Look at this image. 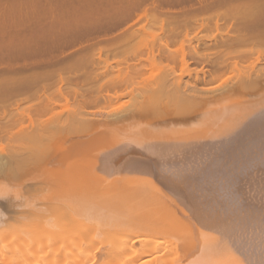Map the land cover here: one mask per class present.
Wrapping results in <instances>:
<instances>
[{
    "label": "bare ground",
    "instance_id": "obj_1",
    "mask_svg": "<svg viewBox=\"0 0 264 264\" xmlns=\"http://www.w3.org/2000/svg\"><path fill=\"white\" fill-rule=\"evenodd\" d=\"M38 1L39 0L35 2L37 6H39ZM122 1L123 0H119L120 3H118L121 4L126 2ZM131 1L130 6H127V3L123 5L125 9H123V12H120L122 10H116L117 13L120 12L121 14H119V16L117 14V18L113 16L115 19H111L109 27L111 26L112 29L115 28L114 30L121 31L122 34L120 33L121 36L119 35L120 37L118 38L124 37L125 39L126 37L127 40L133 39L135 41L140 39L139 37L141 36L143 38L145 34L149 35L150 30H148V32L146 29L152 28L151 24L149 28H146L147 24L151 22L150 19V22H146L147 24L145 27L143 25L140 27L137 26L139 22H137L136 18L140 16L138 11H147L148 5H152L154 9L156 8L155 11H157V8L160 10V7H163L166 0H151V2L145 0L149 3H145L144 0ZM184 1L182 0V2ZM88 2L90 3L89 0ZM108 2L109 1H107V3ZM197 2L199 3V7L196 13H192V17L197 18L203 15L202 18L199 17V19H197L199 21L201 19L203 21L208 20L209 23L215 21L214 19L211 21V16L214 15L210 16V13L214 9H227L228 11L235 12V19H233L234 21H232L231 26H228L230 30H227L226 33L223 32V30H221L222 28H220L222 25H218L220 20H217L216 26H219V29L217 28L218 32L221 30L219 33L222 32L224 34L216 33V36L214 35L212 38L207 36V39H203V36L200 38L198 35H195L196 40L193 39V41L188 38L191 42L188 51L183 47L181 49H174L172 46L173 42H176V40L179 39L178 37L182 34L185 36L189 35V26H182L186 22L188 23V20L184 17V22L185 20L186 22H182L181 25L179 24L180 27L177 25L178 27L175 26L177 28H174V22L181 21V19L174 20L172 23L174 24L173 28H169V30L166 27L164 28L167 30V32L164 30L167 33H165V37L163 35L162 38L160 37L157 40L156 37L160 35L156 36L154 34L156 37L153 41L155 42L156 39V44L153 45L154 43L151 40L153 44L151 43L152 46L150 50L148 47L146 48L147 50H145L147 55H144L145 51L137 53L130 64L132 71L140 73L147 65L145 62H149L151 59L155 61L157 58L160 59L159 61L161 62H163L162 60H167L171 63L174 62L175 64H180L181 62L186 68L182 66L183 69L177 72V70H174L176 66H172V69L170 66V68L168 67L169 71H166L165 67L168 65L165 66L164 64L165 67L162 65L163 68H165L164 70L162 69L165 73L163 72L161 75L159 72L160 76L158 77L160 78H157V76H155L156 74L158 75L157 72L154 75L157 78L156 80L144 81L141 90H139L140 93H138L140 95H136L137 97L142 96V103L134 109H124L127 113L125 111L123 114L122 111L124 110H121L122 114H119L117 110L118 114H114L115 110L113 111L114 113L112 112L111 114L114 115L112 117H110L111 115L108 113V115H104L102 118H97L98 116L96 114L100 111L97 110L96 113L94 110V113L90 111L93 104H103L104 102L107 104L114 99L118 101V98L120 96L122 98L124 95V92L119 94V90L122 91V88L127 90L126 85H129L128 83H130L132 79L130 75L123 78H120V75H118L117 77L107 78V80H105V76L114 74L115 70L120 71L122 69L119 65L116 66L114 64L112 65V63L108 64L109 62H105L106 65L103 64L104 66L94 67L95 69L97 68L96 74H87L84 76L86 79L81 78V80L84 79L86 83V80H90L93 75H95L96 78L101 77L99 80L96 79L97 81H101L98 88L99 90L94 92L89 91L87 94H81L80 96H78V91H73L76 94L75 97H77L74 103L77 107L67 108V114L62 110V107L65 105L64 102L70 101L69 96L72 94L65 92L63 86H60L56 93L50 92L51 90L53 91L54 87L63 83V80H65L64 78H66V76H63L64 78L61 77L63 73H59L61 74L60 76L57 73L59 77L57 80L54 70L53 73L55 74L52 76L56 77V79L53 78L56 80L55 81L52 80L51 71L50 75H48L49 73L46 72L47 69H43V71L45 70V72L42 73V77H45L43 80L42 77L39 76L40 68H36L39 71L37 73V70L34 69L33 66L32 68L29 67L28 64L26 69H23L21 66L19 67L25 71L24 75L34 72L32 71L29 73L28 69H34L36 71L34 72V75L36 74L35 76L33 75L34 77H28L29 75L26 77L24 76L25 78H21V75H18L19 77L15 76L21 72V74H23V71H20V69L17 70V67L16 70L14 68V70H12L11 67L13 66L9 67V69L5 68V71L4 69L3 71L0 70V85L7 81L6 85L8 89L14 88L12 91H17L13 93V96L15 94L14 97L12 93L9 94L8 101L3 97L8 96V94H6L8 93L6 92L7 88L3 95L0 92V96L3 97H0V103L2 99H4V102H11L9 104L5 102L7 107L8 105L12 106V109L2 110L4 112L0 114V136L2 137L1 140L4 136L6 140L4 145L0 144V264H95L101 260H104V264H248V256L246 257V254L254 246L249 239H247L249 244L246 245L245 236L247 235L246 232H249L247 231L250 229L249 226H251L252 230L254 229L252 225H255V223H248L250 224L248 226L249 229L245 230L247 226L244 228L246 224H242V217L244 214L242 209L244 206L248 205L243 204L249 197L246 198L245 193L242 192L245 190H242V185L245 186V183L241 186L239 185L241 187L240 189L238 187L237 176L234 177L233 175V177L229 178L230 174L232 175L231 171L230 174H228L229 169H231V163L227 164L222 161L227 160V158L231 156L230 159L232 158V160L237 161V163L240 162L242 164V162H245L247 165L249 162H254L251 164L252 166L257 159L259 160V157L253 155L252 153L254 152L248 150L251 147V143L249 144V140L247 139L249 138L259 145L264 144V53L260 49H257V46H264V0H197ZM115 3L116 2H114L113 6ZM99 4H101V2ZM108 4L112 6L110 2ZM97 5L98 4H96V6ZM103 5L105 6V4ZM143 5H145L144 8H142ZM125 6L127 7L125 8ZM161 12L164 11L161 10ZM142 15H144V13H142ZM152 15L157 16L158 14ZM226 16H228V19L226 18L225 23L230 24L232 17H229L230 15ZM151 17V20L154 19L153 24L155 19L159 21L161 18L159 16V18L157 17L158 19L153 16ZM223 17L225 16L223 15ZM223 17L221 18L225 19ZM99 20L100 19H98V21ZM68 21L72 20L69 19ZM68 21H65L66 23L63 22V24H67ZM92 21L93 19H91L89 23H92ZM106 21L108 22V20ZM160 21H162V19ZM34 22H31L34 26L30 23L31 27L28 26L29 24L27 23L29 22H27V27L20 29L21 32L19 31V35L17 33L15 35L12 34L15 37L17 36V40H14V38L10 40L11 43L7 42L9 44H6L8 45L7 50L9 53H11L9 51L11 47H15L14 45L16 44V47H20L21 50H27V52H30L28 50H31V52L34 51L33 54H36L35 52L38 51L37 54L39 58V51L45 50L44 48H47L48 45H46V43L50 40V42L53 43V39H55L53 35L60 31L56 32L55 27H57V25L60 26V24L62 25L60 27L64 26L62 22H57L56 19L55 21L49 22H47V20L46 22L44 20H42V22H39V20L36 23ZM72 22H70L71 25H73ZM84 22L86 21H83V24L80 23V26H83ZM75 23L76 22H74V26L76 25ZM199 23L200 22H198V24ZM92 24H94V21ZM77 25L80 27L79 24ZM90 25L91 24H88L89 27H91ZM66 26H64V30ZM88 26H86L85 23L87 32ZM94 26L95 25L92 27ZM155 26L153 28L156 30L157 24ZM60 27H58V29ZM109 27L107 28L111 32ZM209 27L208 25L207 28ZM27 28L30 29V32ZM53 28H55V33L53 32ZM70 29L68 28V30H66L69 31ZM89 29L91 30V28ZM4 30L6 32L7 28H4ZM66 30L63 34L67 32ZM74 30L76 29H73V31ZM82 30L84 29L82 28ZM51 31L54 33L53 35L49 34V32L52 33ZM157 31L159 32L158 29L154 32L156 33ZM158 32L156 34H159ZM45 33H48V36L44 35ZM107 33L108 32H106V34ZM60 34H58V36ZM63 34L61 35L63 36ZM75 34L73 36L74 39ZM106 34L104 33L103 35L106 36ZM6 35L7 33L4 36ZM49 35L53 39H49ZM61 35L58 38L62 37ZM70 35L69 33L67 36ZM109 35L111 36L112 33H109ZM0 36L3 37V35ZM77 36L79 35L76 34V37ZM151 36H153V34H151ZM10 37L13 38L12 36ZM65 37L66 36H63L58 39L56 35V41L54 40L53 47L58 44L61 50V48L65 46L63 43L66 42L67 44L69 42L70 44L71 36L68 39ZM79 37L81 38L82 36L80 35ZM204 37L206 38V36ZM46 38L49 39L48 42ZM89 39H93V37ZM149 39H151V37ZM1 40L5 41L3 39ZM43 43L46 46H43ZM60 43L62 46H59ZM84 43L85 42H83V45ZM90 43L92 42L90 41ZM51 44L49 48L52 46ZM88 45L86 46L88 47ZM0 48L2 49V47ZM64 48L65 47H63V49ZM4 49L2 51H4ZM20 49L17 48L16 50L20 52ZM207 49H215L216 51L208 53L206 52ZM55 50H57V46ZM258 51L259 53H263V55L259 54L257 57H254ZM25 52L26 51H24V53ZM44 53H46V50ZM41 54L43 55L42 52ZM56 54L55 56L58 57V53ZM65 57L64 59L62 58L64 62ZM23 58L25 60L27 59L25 56H23ZM67 58L68 57H66V59ZM86 59L88 60V58ZM1 60H3V57ZM39 60L41 59L39 58ZM69 60H71V58ZM77 61L73 63L79 64L80 61ZM154 61L152 63H154ZM44 62H46V59ZM243 63L245 65H243ZM95 65L97 64L95 63ZM77 71L79 72V70ZM232 71L235 73L232 74L231 78H229L231 76L229 75L228 78L221 81V83L219 82L224 75H228L230 72L232 73ZM78 72L75 73V76H78ZM80 72L79 75L82 74L83 76L85 74L82 71ZM46 74L47 76H44ZM47 77H51V80L49 81ZM31 78L37 79L31 80ZM74 78L77 79L76 77H73V79ZM75 79L73 81H76L75 85L77 86L84 83L79 79H77L79 81ZM10 81L15 82L13 83L14 85H11ZM89 83L88 81L87 84ZM110 85L114 87L117 85V89H119H112V87H109ZM160 95H162V97ZM157 97H161L162 99L164 97V99L161 102H156L158 101ZM12 98H14V100ZM10 99L13 101H10ZM30 100L35 101L33 104L35 113L32 115L30 114L31 116L28 119H26L27 117L22 118L20 115L14 113V109L17 108L15 106L20 105L21 102H31ZM133 102H131L128 107L133 105ZM259 103L262 104L259 105ZM248 104H252L253 108L250 107V110H248V108L246 110L245 105ZM6 105L3 106L5 107ZM74 105L72 107H75ZM153 105H155L154 110L151 108ZM239 107L242 108L241 112L235 113L234 110ZM31 108L30 110L33 112ZM68 109H72L70 113ZM158 111H162L164 114L159 116L162 112ZM153 112L156 113L153 115ZM144 119L149 120L145 122ZM139 120H144L145 123L140 121L142 124H139V126L143 125V127L141 126V129L137 128L139 129V131L137 130L139 133L132 135V127H134V125L136 126ZM163 123H169L171 125L167 127L170 129H168L169 131L167 128L165 129L167 131L164 130L166 124ZM130 125L133 126L131 127ZM162 125L165 127L163 128ZM125 126L131 127L132 130L130 134L132 136L129 137L127 135L128 137H126L122 135L123 138H120L116 130L124 128ZM160 127L162 131L159 130ZM114 130L116 133H114ZM104 133H108L109 135L83 151L82 155H85L84 160L90 161L92 163V168L103 172L102 175H106L104 176L105 178H109L113 172H117V170L118 172H128L132 169L150 172L156 177L160 176V178L151 179V185L158 183L159 187L162 186L160 191H155L152 196H155L159 200L164 210V215L167 216V220L165 218L163 219L165 222L150 217L143 211L138 212L134 210V213L122 209L121 207H110L106 203H104L103 206L99 203L88 201L89 199L76 193L74 187L76 182H71L68 178V176H70V165L73 160H75L76 156L81 153L83 145L88 141H93L99 134ZM254 148H256V146ZM153 154L157 157L156 161L151 160ZM238 154H240V156ZM145 156L149 157L145 158ZM125 157L126 159L123 160L124 163L119 164L123 162L122 159ZM180 161L182 163H180V165L185 164L184 170L187 165H189L188 168L194 166V170L192 168L190 170L195 172L198 168L202 170L203 175L201 176L200 173L197 175L190 172L191 175L188 174L191 179H186L188 178L186 177L183 180V176H181L183 181L178 180L179 176H176L179 171H176L177 173H174L172 177V174L168 175L169 169L167 168L165 170L166 166L170 167L172 164L175 166L171 167H179V169H181L183 166L179 165L178 162ZM153 162H155V164ZM177 163L178 166H176ZM234 166H232V168ZM248 166L249 164L246 167ZM239 167H241L240 164ZM243 168L245 169V167ZM238 170L240 169L238 168ZM171 172L172 170L170 173ZM186 172L187 169L184 174ZM239 172L236 175L241 173ZM235 173L236 172L233 174ZM241 174L243 175L244 173ZM166 175L169 177H166ZM200 176L202 178L204 177L203 181L206 184L212 185L213 188L210 186L211 191L206 188L207 186H204L205 183L202 184V178ZM254 178L255 177H253V182L255 181L256 183L257 176L255 180ZM199 182L209 193L200 191L201 188L200 190L198 189L197 186H200ZM258 183L259 182H257V184ZM244 186L243 188H246ZM203 187L202 189H204ZM260 188V191H264V188ZM252 190L253 189H251V191ZM245 191L247 192V190ZM241 192L244 193V197ZM257 193L259 192L257 191ZM242 198H245L244 201ZM255 198L258 197L255 196ZM90 199L93 200L94 198ZM258 199L254 200L256 201ZM247 202L252 203L251 201H246L245 203ZM247 207H245V209H247ZM249 210L251 212V206ZM253 210L254 209H252V211ZM245 211L247 212L248 210ZM247 213L249 214V212ZM247 213L245 214L248 215ZM254 217L256 218L258 216L255 215L253 218ZM243 219L245 220L244 217ZM247 219L248 221H253L252 218L250 219L248 217ZM257 219H259V217ZM261 224L259 222L258 226ZM162 227L166 229H162ZM254 237H252V239ZM250 244L252 247L248 249L251 246ZM247 246L249 247L247 248ZM256 250V248L255 250L253 249L251 253L254 254ZM252 260H254L255 263L256 260Z\"/></svg>",
    "mask_w": 264,
    "mask_h": 264
},
{
    "label": "rangeland",
    "instance_id": "obj_2",
    "mask_svg": "<svg viewBox=\"0 0 264 264\" xmlns=\"http://www.w3.org/2000/svg\"><path fill=\"white\" fill-rule=\"evenodd\" d=\"M40 1V0H39ZM38 1V5L39 6H37V4L35 3V2H37V0H0V35H3V37H1L0 36V38L1 39H3V40H5V41H2L1 39H0V43H1V45H0V47H2V49L0 48V67L2 68H0V70H2L3 71V69H4V71H5V68H8L9 69V67H11V66H13V67H11V69L12 70H16L17 68V70H19L20 69V67L19 66H21V67H23V69L25 68L26 69V67H27V64H28V66L29 67H31L32 68V66H33V68L34 69H36V68H40L39 70H40V75L39 76H41L42 77V73H44L45 72V70L43 71V69H47L46 70V72H48L49 74L48 75H50V73L52 72V74H51V76L53 75V74H55V73H53L54 72V70H55V72H56V77H57V80H58V75L60 76L61 74H59V73H63L62 75H61V77L62 78H64L63 76H66V78H64L65 80H63V83H60L59 85H57L56 87H54L53 88V91L51 90L50 92L51 93H53V92H57L58 90H59V88H60V86L62 87L63 86V88H64V91L65 92H68V93H71L72 95H70L69 96V102H64L65 103V105H64V107H62L63 109L62 110H64L65 111V114H67V108H76L77 106L76 105H74V103H75V100H77V97H75L76 96V94L73 92V91H78L79 93H78V96H80L81 94H87L89 91L90 92H94V91H96V90H99L98 88H99V85L101 84L100 82L101 81H97V80H99L101 77H97L96 78V76L95 75H93V76H91V79L90 80H88L90 83L89 84H87L88 83V81L86 80V83H85V81H84V79L83 80H81V78H85L84 76L85 75H87V74H89V75H91L92 73H97V68L95 69L94 67L96 66V67H101V65H103V64H105V62H109L108 64H111L112 63V65L114 64V65H119V67H122V69L120 70V71H118V70H115V73L114 74H109V75H107V76H105L106 77V79L105 80H107V78H112V77H117L118 75H120V78L122 77H125V76H127V75H130V77L132 78L131 80H130V83H128L129 85H126V89L127 90H124L123 88L121 89L122 91H120L119 90V94H122V92H124L123 94V96H122V98H121V96L118 98V101H116L117 99H114L113 101H111V102H106L107 104H105V102L102 104V103H99V104H93L92 105V107L89 109L90 111H92L93 112V110L95 111V113L97 112V110L98 111H100V112H97V118H102V116H106V115H108V113L111 115L112 114V112L113 111H115V113L114 114H116L117 113V110L119 111L118 113L119 114H122L121 113V110H124V109H129V110H131V109H134V108H136L138 105H140L141 103H142V99H141V97H140V99L138 100V98L139 97H137L138 95H140V94H138V93H140L139 92V90H141V87H142V85H143V83H144V81H146V80H148V81H153V80H156L157 78H160V77H158V76H160V74H159V72L161 73V75L163 74V72L165 73V71H163L165 68H166V71H169V69H168V67L170 68V66H171V69H172V66L173 67H175L176 66V68H174V70H177V72H180L181 71V69H183V67H185V65H183L181 62H180V64L179 63H177V64H175L174 62L173 63H171L170 61H167V60H162L163 62H161V61H159L160 59H155V61L153 60V59H151V61L149 60V62H145V63H147V65H146V67L143 69V71H141L140 73H136V72H133L132 71V69L130 68V64L132 63V59L137 55V53H139L140 51L142 52V51H145V50H147L146 48L148 47L149 48V50H150V48H151V46H152V44L153 45H155L156 43L155 42H157L156 41V39H155V42L153 41V39L157 36V35H160L159 37L157 36L156 38H157V40L161 37L162 38V36L164 35V37H165V33L167 32V30L166 29H164L165 27L166 28H168V30H169V28H173V25H174V28H177L178 26L177 25H181V23L182 22H184V19H183V17L186 19V20H188V23L186 22V20H185V24H183L182 26H189V35H187V36H185L184 34H182L180 37H178L179 39L178 40H176V42H173V48L174 49H181L182 47L186 50V51H188L189 50V46H190V44H191V42H190V40H188V38H190L192 41H193V39L194 40H196V38H195V35H198L200 38H202V36H203V39H207V36L209 37L210 36V38H212L216 33H219L221 30H223V32H227V30L229 31L230 29H229V27L231 26V24H232V21H234L233 19H235V12H231V11H228L227 9H214L211 13H210V16L211 15H214V16H216V17H214V16H211L212 18H211V21H213V19L215 20V21H213V22H208V20H202L201 18L203 17V15L201 16H199V17H201L200 19V21L199 20H197V19H199V17H197V18H194V17H192V13H196V11H197V9H198V7H199V3L197 2V0H183L184 2H182V0H176V1H170V0H166L165 1V3H167V4H165L164 2V4H163V7H160V10L157 8V11H155V9L153 8V6L152 5H148L147 6V11L145 10V12H147V13H145L143 10L141 11H138L139 13H140V18H139V20H138V18H136L137 19V22H139V23H137V26L138 27H140V26H146V24L148 23V21H149V19H150V23H148L149 24V26H148V24H147V26H146V28H149L150 27V24H151V26H152V28L150 29H146L147 31L148 30H150V32H149V35H144L143 36V38H142V36L141 37H139L140 39H137V40H133V39H130V40H132V41H134V42H132V41H130L129 39L127 40V38L125 37V39H124V37H121V38H118V37H120L121 36V31L120 30H114L115 28H111V26L109 27V25H110V21H111V19L113 18V19H115L114 17H116L117 16V14H118V16H119V14H121L120 12H123V5L125 4L126 5V3H127V6L129 5L130 6V1L131 0H123V1H126V2H123V3H121V4H119L120 2H119V0H107V1H109L110 2V4H112V6L111 5H109L108 3H107V1L106 0H89L90 1V3L88 2V0L86 1V0H41L40 2ZM88 2V3H86V2ZM98 1V2H97ZM107 3V5H106V3ZM129 3H128V2ZM133 1H135V0H133ZM145 1V0H144ZM34 2V3H33ZM42 2V3H41ZM101 2V4H99ZM114 2H116L115 3V5L113 6V4H114ZM119 2V3H118ZM132 2V1H131ZM149 3V2H151V0H149V2L148 1H145V3ZM179 2V3H178ZM82 3V4H81ZM84 3V4H83ZM93 3V4H92ZM98 4L97 6H96V4ZM118 3V4H117ZM43 4H44V6H45V4H46V8L43 6ZM95 4V5H94ZM103 4H105V6L103 5ZM101 5V6H100ZM118 5V6H117ZM116 6V7H115ZM121 6H122V9H121ZM127 6H125V8L127 7ZM90 7H91V9H90ZM95 7V8H94ZM99 7V8H98ZM112 7V8H111ZM145 7V5H143L142 6V8H144ZM119 10H118V9ZM90 9V10H89ZM94 9V10H93ZM116 10L117 11H120V10H122V11H120V12H116ZM125 10V9H124ZM161 10L162 11H164V12H161ZM160 11V12H159ZM176 12V13H175ZM142 13H144V15H142ZM160 13V14H159ZM187 15H186V14ZM190 13V14H189ZM26 14V15H25ZM152 14H158L157 16H155V15H152ZM180 14V15H179ZM182 14H183V16H182ZM28 15V16H27ZM217 15H220V16H217ZM222 15V16H221ZM223 15L225 16V17H223ZM226 15H230L229 17H232V20H230V24L229 23H225V20H226V18L228 17V16H226ZM64 16H65V19H64ZM114 16V17H113ZM151 16H153L154 18L156 17H161L160 19H159V21L158 20H156L155 19V21H154V24H153V20H151ZM3 17V18H2ZM26 17V18H25ZM31 17V18H30ZM70 17V18H69ZM73 17V18H72ZM77 17V18H76ZM99 17V18H98ZM102 17V18H101ZM104 17H105V20H104ZM107 17V18H106ZM148 17H150V18H148ZM158 17V18H159ZM178 17V18H177ZM221 17H223V18H225V19H222ZM70 20H72V21H74V22H76L75 24V26H74V22H72V21H68L69 19ZM75 18V19H74ZM97 18V19H96ZM110 18V19H109ZM117 18V17H116ZM157 18V19H158ZM221 18V19H220ZM55 19L57 20V22H59L60 21V23L62 22V24H63V22L64 23H66L67 21H68V25H69V27H68V25L67 24H63L64 26H66V27H68L70 30V32L69 31H67L68 30V28H66L65 27V30L67 31L66 33H64L63 34V32H65V30H64V26L63 27H60V26H62L61 24H60V26L59 25H57V27H55L56 28V32H58L59 30L61 31H59L61 34H63V36H66L65 38H70V36H71V38L73 39V41H72V39L70 38V44H69V42L66 44V42L65 43H63V45H65V46H63V47H65L64 49H63V47L61 48V50H60V48L58 47V44L56 45L57 46V50H55L56 49V46H54L53 47V43H54V40L56 39V35H57V38L61 35L59 32L58 33H55L54 31H55V28H53V32L55 33H53L52 31V33H50L49 32V34L50 35H53V38H55V39H53V38H51V36L49 35V39L51 38V39H53V43L52 42H50L49 41V39H47V42L48 43H46V40L44 41L45 43H46V45H47V48H49V45L51 44L52 46H50V48L49 49H47V48H44L45 50H46V53H44V51L45 50H43V51H39L40 53V55H39V58L41 59V60H39V58H38V51L37 52H35L36 54H33L34 53V51H32L31 52V50H28V51H30V52H27V50H21L20 49V47H16V44L14 45L15 47H11V49H12V51H11V49L9 50L11 53H9L8 52V50H7V46L9 45L8 43H11V39L13 40L14 38V40H17V36L15 37V36H13L12 34H20L19 33V31H20V29H24V28H26L27 27V24H29L28 26L29 27H31V25H33L34 26V24L33 23H31V22H34V20H35V22L34 23H36V22H38V20H39V22L41 21L42 22V20H44L45 22H46V20H47V22H49V21H55ZM74 19V20H73ZM82 19H85V20H82V22H81V20ZM91 19H93V21H94V24H92L93 23V21H92V23H89L90 21H91ZM98 19H100L101 21H102V19H103V21H102V23H101V21L99 20L98 21ZM162 19V21H160ZM181 19V21H178V22H174V20L176 21V20H180ZM228 19V18H227ZM231 19V18H230ZM37 20V21H36ZM76 20V21H75ZM106 20H108V22L106 21ZM164 20H166V21H164ZM210 20V19H209ZM217 20H220V24L218 23V25L220 26V25H222V27L220 26V28H222L219 32H218V29H219V26L217 27L216 26V23H217ZM222 20V21H221ZM29 22V23H27V22ZM66 21V22H65ZM83 21H86V22H84V25L83 26H80V23H82L83 24ZM159 22V24H158V22ZM164 21V22H163ZM202 21H203V24H202ZM206 21H207V23H209L208 25L211 27L213 24V26L210 28H207L208 27V25H206L207 23H206ZM70 22H72V24L73 25H71V23ZM78 22V23H77ZM88 22V23H87ZM98 22V23H97ZM147 22V23H146ZM155 22H156V24H157V29L159 30V34H156L154 31H156L155 30V28H153L156 24H155ZM174 22V24H172ZM198 22H200L199 24H198ZM223 22V23H222ZM227 22V21H226ZM27 23V24H26ZM30 23H31V25H30ZM85 23H86V26H88V24H91L90 26L91 27H89V28H91V30L87 27V30H88V32L86 31V28H85ZM96 23V24H95ZM100 23H101V25H100ZM104 23V24H103ZM167 25H166V24ZM212 23V24H211ZM222 23V24H221ZM225 23V24H224ZM3 24V25H2ZM77 24H79V26L80 27H78V25ZM81 24V25H82ZM106 24V25H105ZM145 24V25H144ZM211 24V25H210ZM227 24V25H226ZM229 24V25H228ZM22 25H23V28H22ZM93 25H95L94 27H92ZM180 25H179V27H180ZM224 25V26H223ZM3 26H4V28H7V30H8V32H7V30H6V32H5V30H4V28H3ZM32 26V27H33ZM73 26V27H72ZM104 26H106V27H104ZM164 26V27H163ZM175 26H177V27H175ZM181 26V27H182ZM207 26V27H206ZM227 26V27H226ZM229 26V27H228ZM58 27H60L59 29H58ZM76 27V28H75ZM84 29V30H82V28ZM99 27H101V28H99ZM107 28V27H109L110 29H111V32H110V30L108 31L107 29H104V28ZM156 27V26H155ZM214 27H215V30H214ZM224 27H226V28H224ZM3 30H2V29ZM62 28V29H61ZM95 28V29H94ZM96 28H97V30H96ZM218 28V29H217ZM28 29V28H27ZM26 29V30H27ZM73 29H76V30H78V31H76V30H74L73 31ZM80 29V30H79ZM92 29H93V31H92ZM153 29V30H152ZM163 29V30H162ZM183 29V28H182ZM29 30V32H30V29H28ZM63 30V31H62ZM90 30V31H89ZM101 32H100V31ZM107 30V31H106ZM113 30V31H112ZM164 30H166V32L164 31ZM11 31V32H10ZM16 31H18V32H16ZM83 31V32H82ZM85 31V32H84ZM99 31V32H98ZM108 32L107 34H106V32ZM115 31V32H114ZM162 31H164V32H162ZM183 31L186 33V31L183 29ZM13 32H15V33H13ZM21 32V31H20ZM32 32V31H31ZM95 32V33H94ZM98 33V35H97V33ZM106 34V36H104L103 34L104 33ZM148 32H146V33H148ZM4 33V34H3ZM7 33V35L6 36H4L5 34ZM11 33V34H10ZM69 33L71 34L70 36H67V35H69ZM78 34L79 36L81 35L82 37L80 38L79 36H77L76 37V34ZM82 33V34H81ZM85 33H86V36H85ZM91 33H93V34H91ZM109 33L111 34L112 33V35L110 36L109 35ZM114 33V34H113ZM121 33V34H120ZM9 34V35H8ZM58 34H60L59 36H58ZM73 34V35H72ZM74 34H75V39H74ZM87 34H88V36H87ZM117 36H116V35ZM151 34H153V36H151ZM154 34L156 35V36H154ZM167 34V33H166ZM219 34H224V33H219ZM218 34V35H219ZM44 35H47L48 36V33L46 34H44ZM100 35V36H99ZM104 37H103V36ZM109 35V36H108ZM120 35V36H119ZM183 35H184V37H183ZM194 35V36H193ZM217 35V34H216ZM215 35V36H216ZM10 36H12L13 38H11ZM62 36V35H61ZM62 36V37H63ZM85 36V37H84ZM102 36V37H101ZM115 36V37H114ZM194 38H193V37ZM204 36H206V38L204 37ZM6 39H5V38ZM45 37V36H44ZM62 37H60V38H62ZM84 37V38H83ZM93 37V39H89V38H92ZM96 39H95V38ZM100 37V38H99ZM108 37V38H107ZM117 37V38H116ZM145 37V38H144ZM148 37V38H147ZM151 37V39H149ZM153 37V38H152ZM197 37V36H196ZM60 38H58V39H60ZM80 38V39H79ZM102 38H103V40H102ZM108 39V40H106V39ZM111 38H112V41H111ZM114 38V39H113ZM198 38V37H197ZM83 39V40H82ZM87 39V40H86ZM149 39V40H148ZM7 40V41H6ZM77 40H79V41H77ZM98 40V41H97ZM125 40H127V41H125ZM153 41V43H152V41ZM56 41V40H55ZM74 41H76V42H74ZM81 41V42H80ZM90 43V41L92 42V43H88V42ZM94 41H95V43H94ZM129 41V42H128ZM4 42H5V44H4ZM8 42V43H7ZM43 42V41H42ZM73 43V45H72V43ZM83 42H85L84 43V45H83ZM109 42V43H108ZM115 42V43H114ZM50 43V44H49ZM152 43V44H151ZM6 44H8V45H6ZM89 44V45H88ZM151 44V45H150ZM6 45V46H5ZM44 43H43V46H46ZM86 45H88V47L86 46ZM150 45V46H149ZM59 46H62V44L60 43V45ZM71 46V47H70ZM85 46V47H84ZM90 46V47H89ZM69 47V48H68ZM80 49H79V48ZM4 48H6V49H4ZM14 48H18V49H20L19 51L20 52H18L16 49H14ZM59 48V49H58ZM85 48V49H84ZM4 49V51H2ZM14 49V50H13ZM67 49V50H66ZM75 49V50H74ZM79 49V50H78ZM83 49V50H82ZM257 49L259 50H261V51H263V53H264V46H262V45H260V46H257ZM6 50V51H5ZM53 50V51H52ZM73 50V51H72ZM148 50V51H149ZM14 51V52H13ZM15 51H17V52H15ZM24 51H26L27 52V54H26V52L24 53ZM50 51V52H49ZM52 51V52H51ZM58 51V52H57ZM74 51H78V52H74ZM216 50L215 49H207L206 50V52H208V53H211V52H215ZM41 52L43 53V55L45 54L46 55V58H45V55L43 56L42 54H41ZM64 52V53H63ZM8 53V54H7ZM15 53H18V54H15ZM32 53V54H31ZM53 55H52V54ZM55 53V54H54ZM56 53H58V57L60 58V59H64V57H65V55H66V57H68L67 59H66V57H65V62L63 61V59L62 60H60L58 57H56L55 55H57ZM59 53H60V56H59ZM70 53V54H69ZM71 53H72V55H71ZM263 53H259V51L256 53V55H254V57H257L259 54H262L263 55ZM21 54H22V58H23V56H25V58H27L26 60L23 58V60H22V58H21ZM24 54V55H23ZM65 54V55H64ZM143 54H144V52H143ZM17 55V56H16ZM20 57H19V56ZM27 55V56H26ZM36 55H37V57H36ZM49 55V56H48ZM144 55H147V53H146V51H145V54ZM43 56L45 59H46V62H44L45 61V59L42 57ZM2 57H3V60H1L2 59ZM9 57V58H8ZM16 57H17V59L18 58H20V59H18V61H17V59H16ZM32 57V58H31ZM49 57V58H48ZM75 57V58H74ZM78 57H79V59H81V60H79L78 59ZM81 57V58H80ZM146 57V56H145ZM36 58H37V60H36ZM71 58V60H69ZM82 58H85V59H82ZM86 58H88V60L90 61H88ZM29 59H30V61L32 62H30L29 61ZM50 59V60H49ZM51 59H53V60H51ZM73 59H74V61H73ZM77 59H78V61H77ZM9 60V61H8ZM33 60H35V61H33ZM43 60V61H42ZM4 61V62H3ZM16 61V62H15ZM22 63H21V62ZM49 61H50V63H49ZM51 61H52V64H51ZM57 61H58V63H57ZM63 61V62H62ZM75 61H77V62H79V64L77 63V64H75V63H73V62H75ZM93 61V62H92ZM100 61H101V63H100ZM103 61V62H102ZM154 61V63H152ZM158 61V62H157ZM55 62V63H54ZM60 62V63H59ZM88 62H89V64H88ZM97 64V65H95V63ZM156 62V63H155ZM163 63V64H161V63ZM170 62V63H169ZM6 64V65H4V64ZM30 63V64H29ZM37 63V64H36ZM38 63H39V65H38ZM68 63V64H67ZM70 63H73V64H70ZM81 63V64H80ZM87 63V64H86ZM93 63V64H92ZM100 63V64H99ZM118 63H120V64H118ZM22 64V65H21ZM25 64V65H24ZM32 64H34V65H32ZM36 64V65H35ZM86 64V65H85ZM91 64V65H90ZM151 64V65H150ZM164 64H165V66H167V67H165L164 66ZM179 64V65H178ZM42 65V66H41ZM44 65V66H43ZM90 65V66H89ZM106 65V64H105ZM165 67V68H163V66ZM243 65H245L244 63H243ZM242 65V66H243ZM247 65V64H246ZM6 66V67H5ZM39 66V67H38ZM104 66V65H103ZM102 66V67H103ZM115 66V67H116ZM161 66V67H160ZM183 66V67H182ZM240 66H241V64H240ZM17 67V68H16ZM42 67V68H41ZM160 67V68H159ZM14 68V69H13ZM186 68V67H185ZM239 68V67H238ZM34 69H28L29 70V73L30 72H32V71H34V72H36ZM38 69H36L37 70V73L39 72L38 71ZM163 69V70H162ZM7 70V69H6ZM22 70V68L20 69V71ZM43 72H42V71ZM77 70H79V72L80 71H82V72H84L85 74L82 76V74H80L79 75V72L77 71ZM96 70V71H95ZM158 70H160V71H158ZM235 70V69H234ZM23 71V74H21V73H19V74H16L15 76H17V77H19L20 75H21V78L22 77H26V76H28V77H32L33 75H34V72H32V73H30V74H28V75H24V73H25V71L24 70H22ZM27 71V70H26ZM51 71V72H50ZM236 71V70H235ZM76 72H78L77 74H78V76H75V73ZM158 72V75L156 74ZM28 73V72H27ZM57 73H58V75H57ZM65 73V74H64ZM81 73V72H80ZM111 73H113V72H111ZM233 73H235V72H233L232 71V73L230 72L228 75L226 74V75H224L223 77H222V79L219 81L220 83H221V81H223V80H225L226 78H228V76L229 75H231L229 78H231L232 77V74ZM156 74V75H155ZM19 75V76H18ZM23 75V76H22ZM36 75V74H35ZM34 75V76H35ZM88 75V76H89ZM157 76V78L155 77V76ZM33 76V77H34ZM39 76L37 75V77L39 78ZM44 76H47V74L46 75H44ZM88 76H86V77H88ZM153 76H154V78H153ZM24 77V78H25ZM41 77H40V80H41ZM56 77H54V76H52V80H55L56 79ZM73 77H76L77 79H79V80H81V82H84V83H81V85H79V86H77V85H75L76 83V81H73L74 79H73ZM47 78H49V81L51 80V77H47ZM53 78H55V79H53ZM33 79H37V78H31V80H33ZM42 79L44 80L45 79V77L43 78L42 77ZM73 79V80H72ZM77 79H75V80H77ZM86 79V78H85ZM97 79V80H96ZM152 79V80H151ZM39 80V79H38ZM47 80V79H46ZM79 80H77V81H79ZM56 81V80H55ZM65 81V82H64ZM115 81V80H114ZM11 82V81H10ZM5 83V82H4ZM4 83H2L1 85H0V87L1 86H3L4 87V89H3V87H1L0 89H1V94L3 95V93H5L4 91H5V89L7 88L8 89V86L6 85L7 84V81H6V83L4 84ZM13 83H15V82H11V85L13 84ZM74 83V84H73ZM87 84V85H86ZM8 85H9V83H8ZM10 85V86H11ZM14 85V84H13ZM83 85H85V86H83ZM116 87H114L113 85L111 86H109V87H112V89L113 88H116L117 89V85H115ZM14 87V86H13ZM119 87H120V85H119ZM10 88V87H9ZM104 88V87H103ZM3 89V90H2ZM7 89H6V92H8V93H6V94H8V96H3V97H5L6 99H7V101H8V99H9V94H11L12 93V96H13V93H15V92H17V91H15V92H13L12 90H14V88H10V89H8V91H7ZM119 89V88H118ZM117 89V90H118ZM136 89V90H135ZM11 90V91H10ZM124 90V91H123ZM54 93V94H55ZM127 95H126V94ZM0 94V95H1ZM137 95V96H136ZM11 96V97H12ZM14 96H15V94H14ZM13 96V97H14ZM73 96V97H72ZM161 97H162V95H160ZM1 97V96H0ZM3 97H1V98H3ZM10 97V98H11ZM72 97V98H71ZM160 97V98H161ZM158 99V101H156V102H161V101H163V99H164V97H163V99L161 98H159V97H157ZM13 100H14V98H12ZM12 99H10V101H13ZM2 101L4 102V99H2ZM1 101V103H0V114H2L4 111H2V110H8V109H10L12 106H9L8 105V107H7V105H6V103H7V101H5L4 103ZM28 101V100H27ZM31 101V100H30ZM34 101V100H33ZM33 101H31V102H25V103H20V105H17V106H15V107H17V108H15L14 109V113L15 114H17V115H20L22 118H26V119H28L32 114H34L35 113V110H34V106H33V104L35 103V101L33 102ZM133 101H135V102H133ZM131 102H133L132 104L133 105H130L129 107H128V105L129 104H131ZM140 102V103H139ZM262 102V101H261ZM9 103H11V102H9ZM9 103H7V104H9ZM110 103V104H109ZM112 103H114V104H112ZM116 103V104H115ZM135 103V104H134ZM139 103V104H138ZM263 103V102H262ZM262 103H259V105L260 104H262ZM21 104H23V105H21ZM67 104V105H66ZM101 104V105H100ZM112 104V105H111ZM125 104H127V105H125ZM3 105H6L5 107L3 106ZM75 106V107H72V106ZM95 105V106H94ZM98 105V106H97ZM254 105V104H253ZM258 105V104H257ZM155 105H153V107H151L153 110L155 109V107H154ZM156 106H157V104H156ZM256 106V105H255ZM18 107H19V109H18ZM32 107V108H31ZM127 107V108H126ZM131 107V108H130ZM245 109L247 110V108H248V110H250L251 108H253L252 107V104H248V105H245ZM251 107V108H250ZM2 108H4V109H2ZM30 108L33 110V112L30 110ZM250 108V109H249ZM12 109V108H11ZM19 111H18V110ZM241 107H239L238 109H235L234 110V112L235 113H239V112H241ZM70 110H72V109H68V112L70 113L71 111ZM126 110H124V111H122L123 112V114H124V112L126 111ZM128 110V111H129ZM156 111V110H155ZM2 112V113H1ZM107 112V113H106ZM158 112H162V111H158ZM94 113V112H93ZM101 114V116H100V114ZM104 113H106V114H104ZM117 113V114H118ZM126 113H127V111H126ZM154 113H156V112H153L152 114L154 115ZM31 114V115H30ZM164 113L162 112L159 116H161V115H163ZM24 115V116H23ZM29 115V116H28ZM112 116H114V115H111L110 117H112ZM158 116V117H159ZM145 120V122L146 121H148V120H146V119H144ZM144 120H139V121H137L138 122V124L135 126L134 125V123H133V125H134V127H132L131 125V127L133 128V130L131 129V127L129 128V126L127 127V126H125L124 128H120L121 129V131H120V129H117L116 131H118L117 133H119V135H120V138H123L122 137V135L123 136H126V137H130V136H132V135H134V134H137V133H139V132H137V130L139 131V129H141L142 127H143V125H141V126H139V124H142L141 122L143 121L144 122ZM141 121V122H140ZM144 122V123H145ZM152 123V122H151ZM163 124H166L165 126H163V128H164V130L167 128V127H170L171 125L169 124H167V123H163ZM168 125V126H167ZM139 126V127H138ZM160 126V125H159ZM161 126V127H162ZM161 127L159 128V130L161 129ZM137 128H139V129H137ZM169 128H167V130H168ZM9 130H11V129H9ZM131 130H132V132H131ZM163 130V131H164ZM167 130H165V131H167ZM170 130V129H169ZM168 130V131H169ZM123 131V132H122ZM157 131V130H156ZM160 131H162V130H160ZM125 132V133H124ZM126 132H128V133H126ZM130 132L132 133V135L130 134ZM133 132H135V133H133ZM114 133H116L115 132V130H114ZM2 135V134H1ZM99 135H101V136H99ZM93 141H88L85 145H83V149H82V151H81V153H79L77 156H76V158H75V160H73V162H72V164L70 165V170H69V174H70V176H68V178L71 180V182L72 181H75L76 182V184L74 185V187H75V191H76V193H79L80 194V196H82V197H85L86 199H89L88 201H91V202H94V203H99V204H101V205H103L104 206V203H106V204H108L110 207H121L122 209H125V210H127V211H131V212H134V210L135 211H138V212H140V211H143L144 213H146L148 216H150V217H154V218H156L157 220H159V221H161V222H165L163 219L165 218L166 220H167V216L166 215H164V210H163V208H162V206H161V204H160V202H159V200L155 197V196H152V194L153 193H155V191H160V189L162 188V186L161 187H159V184L157 183V184H153V185H151V179H155V178H160V176L159 177H156V176H154V174L153 173H150V172H142L141 170H139V169H132V170H129L128 172H118V170H117V172H113V174L109 177V178H105L104 176H106V175H102V173L103 172H100V170H98V169H94V168H92V163L90 162V161H86V160H84V157H85V155L83 156L82 154H83V151L86 149V148H88V147H90V146H92V145H94L96 142H98L99 140H101V139H103V138H105V137H107L109 134L108 133H104V134H99ZM128 135V136H127ZM3 136V135H2ZM126 137H124V138H126ZM1 136H0V144L2 145H4L5 144V136L3 137V139L1 140ZM247 140H249V144L251 143V147H250V145H249V149L248 150H250V152H254V153H252L253 155H256V156H258L259 157V160L257 159L256 161H255V164H253L252 166H251V164L252 163H254V162H252V163H248L249 164V166L248 167H246L247 165H246V163L245 162H242V164L240 163V162H238L237 163V161H233L232 160V158L230 159V157L231 156H229L228 158H227V160H225V161H222L223 163L224 162H226L227 164H230V168L231 169H229V172H228V174H230V171H231V173H232V175L230 174V176H229V178H231V177H233V175H234V177L235 176H237V179H238V187L241 189V185L242 184H244L245 183V186L244 185H242V190L243 189H245V190H247V192L245 191V190H241L242 192H244L245 193V196H246V198H248L247 200H245L244 201V199L245 198H242L243 199V201H244V204L243 205H246V204H248V205H250L251 206V212H250V206H244L243 207V209H242V212L244 211V214H243V217L245 218V220L243 219V217H242V224L243 223H245L246 225H244V228L246 227V229L245 230H247V229H249L248 228V226L250 225V224H248V223H250V222H253V224L255 223V225H252L253 226V228L254 229H252L251 230V226H249L250 227V229L249 230H247V231H249V232H246L247 233V235H248V233H249V237L246 235V233H245V243H247L246 245H248L249 243V241L251 242L252 241V245L257 249L255 252H254V254H252L251 252H252V250L254 249L255 250V248L253 247L252 249H251V247H252V245L250 246V248H248L249 246H247V248L248 249H251L250 251H248V255L246 254V257H247V261H248V264H264V191L263 190H259V188L260 187H262V188H260V189H263L264 187V162H263V158H264V144L263 145H259V144H256V142H254V141H252L251 139H247ZM251 140V141H250ZM4 141V142H3ZM255 143V144H254ZM256 146V148H254L255 146ZM1 145H0V147H1ZM145 145V144H144ZM259 145V146H258ZM254 146V147H253ZM263 146V147H262ZM255 150H254V149ZM258 148V149H257ZM257 149V150H256ZM235 150H237V149H235ZM252 150V151H251ZM258 150H260V151H258ZM257 151V152H256ZM93 152H95V151H93ZM263 152V153H262ZM241 154V153H240ZM240 154H238L239 156H240ZM237 155V156H238ZM238 156V157H239ZM263 156V157H262ZM149 156H145V158H148ZM157 157H155V155L153 154V156L151 157V160H153V161H156L157 159H156ZM126 159V157L125 158H123L122 159V161L123 160H125ZM159 159V158H158ZM124 163V161L123 162H120L119 164H123ZM154 164H155V162H153ZM179 163V165H180V163H181V161L180 162H178ZM178 163L176 164V166H178ZM235 163V164H234ZM244 163V164H243ZM182 164V163H181ZM238 166H237V165ZM239 164H240V166L241 167H239ZM170 165V164H169ZM168 165V166H169ZM185 165V164H184ZM184 165H180V166H183V168L181 167V169H183L184 170ZM235 165V166H234ZM244 165V166H243ZM246 165V166H245ZM118 166H120V165H118ZM171 166H175V165H170V167ZM188 166L189 165H187L186 166V169H187V174L185 175L184 174V172H185V170L183 171V170H181V169H179V167L176 169L175 167L173 168V167H167L166 166V168H165V170L168 168L169 169V173H168V175H171V177L173 176V174L174 173H177L178 171H179V173L176 175V176H179V178H178V180H182V177L181 176H183V180H184V178H186V177H188V178H186V179H191L190 178V176H189V174H190V172L191 173H193V174H199L200 173V175L202 176L203 174H202V170H200V169H196L195 170V172H197V173H195V172H193V168H194V166L193 167H191L193 170H190L191 168H188ZM232 166H234L233 168H232ZM243 167H245V169L243 168ZM238 168L241 170H238ZM253 168V169H252ZM179 169V170H178ZM250 169H252V170H250ZM172 170V172L170 173V171ZM181 170V171H180ZM190 170V171H189ZM177 171V172H176ZM182 171H183V174H182ZM189 171V172H188ZM198 171H200V172H198ZM244 173L243 175L240 173ZM242 171H244V172H242ZM234 172H236L235 174H233ZM238 172L241 174H239V175H236V174H238ZM189 173V174H188ZM255 173H256V176H257V180H256V183H255V181L253 182V177H255L254 178V180L256 179V176H255ZM167 174V173H166ZM192 174V175H193ZM247 174V175H246ZM191 175V174H190ZM246 175V176H245ZM254 175V176H253ZM195 176V175H194ZM200 176V177H201ZM240 176H242V177H240ZM166 177H169V176H167L166 175ZM170 177V178H171ZM198 177V176H197ZM202 178V177H201ZM204 178V177H203ZM203 178H202V180H201V182H202V184H204L205 182L203 181ZM241 178V179H240ZM258 178H259V181H258ZM169 180V179H168ZM175 180V179H174ZM182 180V181H183ZM241 180V181H240ZM257 182H259L258 184H257ZM200 183V182H199ZM198 183V184H199ZM197 184V185H198ZM240 185V186H239ZM258 185V186H257ZM261 185V186H260ZM196 186V185H195ZM201 186V187H200ZM200 186H197L198 187V189L200 190V188H201V190L200 191H202V192H206V193H209L207 190H206V188L209 190V191H211V189H210V186L212 187V185H208V184H204V186L206 187H203V185H201V183H200ZM243 186L244 187H246V188H243ZM260 186V187H259ZM202 187L205 189V191H204V189H202ZM209 187V188H208ZM248 187V188H247ZM213 188V187H212ZM251 189H253L252 191H251ZM248 190H250L251 191V193H250V191H248ZM257 191L260 193V192H262V193H257ZM241 192V193H242ZM255 192V193H254ZM244 193H242V196L244 195ZM252 193H254V194H252ZM247 194V195H246ZM257 194H258V196H257ZM255 196L256 197H260L259 199L258 198H255ZM261 196H262V198H261ZM244 197V196H243ZM90 198H94L93 200H91ZM252 198V199H251ZM251 199V200H250ZM254 199H258L259 200V202H258V200H254ZM254 202H253V201ZM246 201H251L252 203H249V202H247V203H245ZM262 201H263V203H262ZM256 202V203H255ZM259 203V204H258ZM256 204V205H255ZM261 204H262V206H261ZM255 205V206H254ZM258 206V207H257ZM245 207H247V209H245ZM260 207V208H259ZM261 207H262V209H261ZM133 208V209H132ZM212 208V207H211ZM249 208V209H248ZM259 208V209H258ZM252 209H254L253 211H252ZM245 210H248L247 212H249V214L245 211ZM254 211H257V212H254ZM260 211V212H259ZM254 212V213H253ZM135 213V212H134ZM245 213H247L248 215H246ZM257 213V214H256ZM251 214V215H250ZM258 216L259 217V219H257L258 217H254L253 218V216ZM250 216H252V217H250ZM249 217L250 219L252 218V220L253 221H248V219L247 218ZM260 222V224L261 223H263V224H261V225H259L258 226V224H259V222L257 221V220ZM258 223H257V222ZM258 227H257V226ZM170 226H171V224H170ZM243 226V225H242ZM262 226V227H261ZM172 227V226H171ZM244 228H243V230H244ZM162 229H166L165 227H162ZM244 230V231H245ZM257 231V232H256ZM260 231V232H259ZM176 232V231H175ZM259 232V233H258ZM243 234H244V232H243ZM255 234H260L261 235V237H260V235H255ZM251 235V236H250ZM255 236V237H254ZM252 237H254L255 238V240H254V238L252 239ZM260 239H258V238ZM247 239H249V241L247 240ZM254 241H256V242H254ZM260 241V242H259ZM244 243V244H245ZM257 244H259V245H257ZM258 248H257V247ZM244 248H246V247H244ZM246 251H247V249H246ZM249 255H250V257H249ZM249 259H250V261H249ZM252 259H255L256 261H255V263H254V260H252ZM104 262V260H101V261H98V262H96L95 264H104L103 263Z\"/></svg>",
    "mask_w": 264,
    "mask_h": 264
}]
</instances>
